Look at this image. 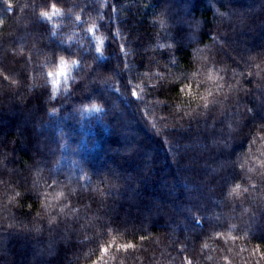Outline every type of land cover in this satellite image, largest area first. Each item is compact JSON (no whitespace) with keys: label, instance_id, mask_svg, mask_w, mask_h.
I'll return each mask as SVG.
<instances>
[{"label":"trees","instance_id":"16d2710c","mask_svg":"<svg viewBox=\"0 0 264 264\" xmlns=\"http://www.w3.org/2000/svg\"><path fill=\"white\" fill-rule=\"evenodd\" d=\"M261 42L264 0H0V264H264Z\"/></svg>","mask_w":264,"mask_h":264},{"label":"rangeland","instance_id":"374dc122","mask_svg":"<svg viewBox=\"0 0 264 264\" xmlns=\"http://www.w3.org/2000/svg\"><path fill=\"white\" fill-rule=\"evenodd\" d=\"M127 10V9H126ZM135 15V14H134ZM182 24H184V25H188L187 23H182ZM181 24V25H182ZM191 27V26H190ZM136 36H139L140 34H141V32H140V30L138 29L137 31H136ZM179 42V44H181V45H184V46H187V43L188 42H186V41H182L181 39H179L178 40ZM262 46H264V42H261L260 43ZM234 48H237V47H239V46H233ZM243 47H241V49H242ZM151 49H153L152 47H148L147 49H144L143 50V52H146L147 50H151ZM65 71H66V69L65 70H63L62 71V74L60 75V77H63L64 75H65ZM120 72L121 71H119V69H117V70H115V72H114V74L113 75H115V76H118L119 74H120ZM11 113L12 114H10V115H15V114H19L20 113V111H18V110H12L11 111ZM30 123V122H29ZM29 123H28V121L26 122V124L25 123H23L22 124V128H24V127H26V126H28L29 125ZM0 124H4V122L2 121V122H0ZM30 125H31V123H30ZM3 127H5V129H6V131H8V128H7V126L6 125H3ZM38 131H39V129H38ZM23 148L24 149H28V145H24L23 146ZM118 154H120V155H123L124 153L123 152H121V151H119V152H117ZM222 169H223V166L221 167ZM117 176L118 175H122V173H120V172H118V174H116ZM136 213H138L137 211L136 212H133V214H132V220L131 219H129L128 220V224H125V225H128V226H131L132 224H135V222H137L138 221V223L140 222V220H141V216L139 215V214H137L136 215ZM154 220H155V218H154ZM189 231V230H188ZM189 233V232H188ZM187 233V234H188ZM192 233V232H191ZM195 233V232H194ZM172 234V233H171ZM10 263V261L9 262H5V264H9ZM3 264V263H2Z\"/></svg>","mask_w":264,"mask_h":264},{"label":"snow or ice","instance_id":"6c2138e0","mask_svg":"<svg viewBox=\"0 0 264 264\" xmlns=\"http://www.w3.org/2000/svg\"><path fill=\"white\" fill-rule=\"evenodd\" d=\"M45 15H47V14H45ZM127 247H132L131 245H128ZM105 251H107V249H105Z\"/></svg>","mask_w":264,"mask_h":264}]
</instances>
